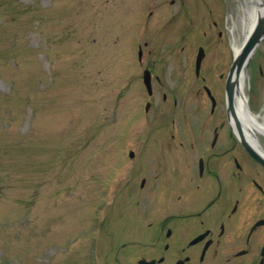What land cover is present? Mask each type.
I'll use <instances>...</instances> for the list:
<instances>
[{"label": "rangeland", "instance_id": "374dc122", "mask_svg": "<svg viewBox=\"0 0 264 264\" xmlns=\"http://www.w3.org/2000/svg\"><path fill=\"white\" fill-rule=\"evenodd\" d=\"M198 1L219 21L221 0ZM168 3L0 0V264H116L121 243L147 229L162 203L137 194L145 172L127 151L148 146L162 93L171 99L193 80L198 46L208 81L232 58L230 37L199 28L198 16L177 35L160 31ZM138 45L159 78L151 97ZM252 63L246 104L259 113L264 45Z\"/></svg>", "mask_w": 264, "mask_h": 264}, {"label": "flooded vegetation", "instance_id": "af4514ba", "mask_svg": "<svg viewBox=\"0 0 264 264\" xmlns=\"http://www.w3.org/2000/svg\"><path fill=\"white\" fill-rule=\"evenodd\" d=\"M168 4L172 9L161 11L160 15H166L158 26L160 31L170 27L171 35H177L186 27L185 22L191 23L192 17L198 16L199 28L206 21L210 28L220 27L217 37L225 34L231 40L237 33L236 16L246 11L237 0H221V6L215 9L219 19L216 22L204 13L205 2L169 0ZM246 6L255 17L250 29L246 28L250 33L258 24L264 26V0H253ZM262 45L264 39L250 64ZM183 50L181 45L179 51ZM196 53L193 80L180 82L181 90L171 99L162 93L160 107L146 129L148 146L127 151L136 170L145 172L137 194L149 192L162 206L154 209L147 229H136V234L117 248L116 264H264V165L240 142L235 120L240 123L245 142L263 159L264 133L255 129V124H247L255 144L242 127L236 102L232 110L227 108L224 83L232 58L226 61L225 73L208 81L201 74L202 61L196 70ZM231 54L233 57V50ZM137 60L139 66L146 62L141 81L144 71H148L151 91L144 89L151 97L152 80L159 82V78L148 57H143L140 45ZM221 61L219 57L216 66ZM258 73L263 75L260 66ZM153 106L146 100L143 109L147 112ZM258 114L250 112L248 116ZM120 250H125L121 256Z\"/></svg>", "mask_w": 264, "mask_h": 264}, {"label": "water", "instance_id": "95a60500", "mask_svg": "<svg viewBox=\"0 0 264 264\" xmlns=\"http://www.w3.org/2000/svg\"><path fill=\"white\" fill-rule=\"evenodd\" d=\"M264 39V26H261V24H258V26L248 33L245 37V39L242 41L240 47H238V50L235 53V57L233 59V62L231 64V67L228 71L226 81H225V93H226V102H227V108L232 110L233 102L236 100V96L240 95V90L238 89V79L240 72L243 69H246L248 61L250 60L251 56L255 52L258 45L261 43V41ZM203 57V50L202 48L198 49L196 59H195V67L198 71L200 67V62ZM143 83L148 91L150 93L151 87H150V78L148 75V71H144L143 73ZM241 96V95H240ZM243 111L244 114H248V107L246 103L243 105ZM231 113H233L231 111ZM234 116V114H233ZM234 118V117H233ZM235 119V118H234ZM237 129H238V137L242 145L247 149V151L252 154L255 159H257L261 164L264 165V159L259 157L252 149L251 147L245 142L244 137L242 136L240 132V123L238 120H235ZM132 155V153H130Z\"/></svg>", "mask_w": 264, "mask_h": 264}, {"label": "bare ground", "instance_id": "6f19581e", "mask_svg": "<svg viewBox=\"0 0 264 264\" xmlns=\"http://www.w3.org/2000/svg\"><path fill=\"white\" fill-rule=\"evenodd\" d=\"M251 1L253 0H237V2L240 4V6L244 9H246V11H243L241 13H238V15L236 16V19L234 20V24L235 27L237 29V33L236 35L232 36V46L233 49L235 51L238 50V47H240L242 41L245 39L248 31L246 30V28L250 29L253 21H254V14L253 11L250 12L248 11V7L246 6L247 4H250ZM245 5V6H244ZM248 80L247 78V74H246V70L243 69L240 72L239 75V79H238V89L240 90V95L236 96V100H235V107H236V113L237 115L240 117L241 122H242V127L245 130L246 134L252 139V141L256 144V140L253 136H251L248 132L249 130H247L248 126L250 127L252 124H255L257 126L258 131L263 132L264 133V112L260 111L259 114L257 116H248L247 113L244 114V111L242 110L243 105L246 103V95H245V87H246V81ZM264 111V108H263ZM245 115V116H244ZM253 122V123H252ZM248 124V126H247ZM261 127V128H260Z\"/></svg>", "mask_w": 264, "mask_h": 264}]
</instances>
